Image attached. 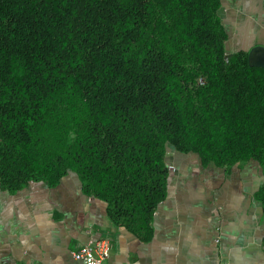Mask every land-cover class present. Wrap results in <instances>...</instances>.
I'll return each instance as SVG.
<instances>
[{
    "label": "trees",
    "instance_id": "obj_1",
    "mask_svg": "<svg viewBox=\"0 0 264 264\" xmlns=\"http://www.w3.org/2000/svg\"><path fill=\"white\" fill-rule=\"evenodd\" d=\"M220 0H0V187L72 172L142 241L167 149L264 176V67L230 51ZM264 216V181L255 192Z\"/></svg>",
    "mask_w": 264,
    "mask_h": 264
},
{
    "label": "crops",
    "instance_id": "obj_2",
    "mask_svg": "<svg viewBox=\"0 0 264 264\" xmlns=\"http://www.w3.org/2000/svg\"><path fill=\"white\" fill-rule=\"evenodd\" d=\"M264 0H220L230 51L253 49L264 61ZM166 198L142 241L115 229L105 203L85 194L70 172L54 186L29 182L16 192L0 187V264H78L73 252L105 238L104 264H264V216L255 192L264 181L250 160L227 169L203 165L195 153L167 149Z\"/></svg>",
    "mask_w": 264,
    "mask_h": 264
},
{
    "label": "built area",
    "instance_id": "obj_3",
    "mask_svg": "<svg viewBox=\"0 0 264 264\" xmlns=\"http://www.w3.org/2000/svg\"><path fill=\"white\" fill-rule=\"evenodd\" d=\"M264 25V10H263ZM172 169L171 166L168 167ZM110 251V242L105 238H92L83 243L73 252V258L78 264H104ZM217 264H231L227 259H219Z\"/></svg>",
    "mask_w": 264,
    "mask_h": 264
},
{
    "label": "water",
    "instance_id": "obj_4",
    "mask_svg": "<svg viewBox=\"0 0 264 264\" xmlns=\"http://www.w3.org/2000/svg\"><path fill=\"white\" fill-rule=\"evenodd\" d=\"M253 49L248 53V61H249V63L251 65L264 67V61H262V62L254 61V59H253ZM225 52H226L225 53V58H227V54L230 52V47H229L228 41L225 42Z\"/></svg>",
    "mask_w": 264,
    "mask_h": 264
},
{
    "label": "rangeland",
    "instance_id": "obj_5",
    "mask_svg": "<svg viewBox=\"0 0 264 264\" xmlns=\"http://www.w3.org/2000/svg\"><path fill=\"white\" fill-rule=\"evenodd\" d=\"M169 167V166H168Z\"/></svg>",
    "mask_w": 264,
    "mask_h": 264
}]
</instances>
